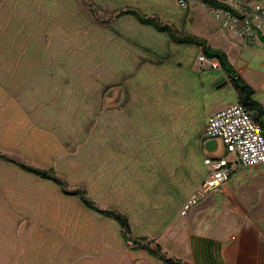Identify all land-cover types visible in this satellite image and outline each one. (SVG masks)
Segmentation results:
<instances>
[{
    "label": "rangeland",
    "instance_id": "obj_1",
    "mask_svg": "<svg viewBox=\"0 0 264 264\" xmlns=\"http://www.w3.org/2000/svg\"><path fill=\"white\" fill-rule=\"evenodd\" d=\"M129 5L156 13L181 33L207 38L232 60L240 53L233 31L198 0H189L188 7L178 0H0V151L54 167L71 185L87 186L102 206L117 203L135 235H155L153 244L161 242L169 255L204 263L195 248L200 235H192L193 255L177 240L189 247L191 233H204L219 238L223 254L246 234L247 211L227 201L211 203L218 194L180 213L207 176L198 141L208 118L235 103L237 91L228 77L220 84L217 61L202 60L198 46L178 44L133 16L116 18L115 10ZM252 48L258 50L252 63L259 66L264 49ZM147 56L164 63L146 62ZM103 142L115 152L130 148L138 155L143 175L154 181L136 180L144 201L111 202L106 187L103 192L96 186L105 170L86 171L83 155L100 152ZM131 169L137 175L138 167ZM110 193L115 197L114 188ZM251 205L256 214L264 211L258 201ZM255 219L257 236H264L259 214ZM102 233L122 239L118 221L0 159L1 256L3 244L14 264H164L126 244L111 255L112 244L100 246ZM259 243L258 264H264V240Z\"/></svg>",
    "mask_w": 264,
    "mask_h": 264
},
{
    "label": "crops",
    "instance_id": "obj_2",
    "mask_svg": "<svg viewBox=\"0 0 264 264\" xmlns=\"http://www.w3.org/2000/svg\"><path fill=\"white\" fill-rule=\"evenodd\" d=\"M260 47H262L260 49H264L263 48L264 46H260ZM254 50L255 49H253L252 47L240 48V53L235 60H232L230 57L229 58L231 62L235 65L237 70L241 73V75L254 87L255 97L264 105V61L259 66H256V64L252 63L251 55L252 53H254ZM255 51H258V50H255ZM144 60L149 63L154 62L155 64L164 63V61H161V59L153 60L149 58L148 56L144 57ZM220 76L222 79L224 75L221 74ZM206 126H207V123H206ZM206 126H205V129H206ZM205 129H204V134L200 137L198 141L199 149L203 153L204 158L205 156L208 155L204 148V143H205L204 139L206 136ZM99 150L100 152H98L96 148L90 151L86 150L85 151L86 154L83 155L84 157L83 160L86 166L85 167L86 171L89 168L94 171L98 169L99 167L104 168L105 170V176L98 179V183L96 184V186L100 188V190H102L103 192H104V186L106 187L109 197L111 198V202L114 201V202L119 203L122 201V202H128V203L129 202L138 203L142 200L144 201L146 199V195L143 194V190L139 186L136 187L135 185L136 180L146 179L147 183H150V182L153 183L154 181L150 177L145 178V176L143 175L144 169L141 167V165L137 163L139 162L138 155L136 153H132L133 150L130 148H129V153H123V152H117V151L115 152L114 149H112L110 146H107L106 143L104 142L101 143ZM193 152L194 150L192 149V154ZM135 166L138 167L136 171L137 175H135L134 171L131 169V167H135ZM206 171H207V168H206ZM92 172L90 173V175H92ZM161 184L164 185V182ZM93 185L95 186V182ZM196 187H194V189ZM113 188L115 190V197H112L110 193L111 189ZM212 194H218L219 198L218 200L211 201V203L221 204L227 201V202L235 204L238 208L242 209V207H244V209L247 211V213L245 212V216L247 219L246 221L247 228H246L245 236H242L238 239L236 238L234 242L232 243V245L228 249L223 251V257H224V260H226V264H258V260L260 258V252H261L259 240L261 239L264 240V236H263V233L262 234L260 233V235L257 236L256 227H255L256 225L255 223L257 221L255 218L259 214V217H260L259 223L264 225V211H260L258 214L254 213L253 208L256 205H251V204L258 201L259 203L262 204L260 207L263 208L264 210V163L245 166V167H239L233 170L230 173L228 182L224 186H222L220 190H216L212 192L211 195ZM211 203L206 202V205L211 204ZM116 204L117 203L112 202L113 206L120 208L119 205H116ZM174 222L176 223L177 221H174ZM166 231H168L167 227L157 236L158 237L160 236V238H163V236L165 235L164 233ZM121 235H122V232H121ZM192 235H200V236L213 238V236H209L204 233L198 234V232L197 233L193 232L190 235L189 247L187 246L186 241H184V243L182 244V241L178 239L177 240L179 241L178 245L179 246L182 245L184 249L187 251V253L192 252V255H193V250L191 249L192 248V239H191ZM101 236L104 237L103 238L104 242L102 241L100 242L101 247H104V246L106 247L107 244H112L114 246V247L107 246V249L112 250L111 255H118V251L122 250L123 244L129 245L125 243L123 236L119 243L117 242L118 240L114 241L113 238L111 239L108 238L110 239V243H107L108 234L106 233H102ZM145 236H148L149 238L155 237V235L151 236L150 234H145ZM169 237L172 241H176L175 235L170 234ZM213 239H217L219 241V238H213ZM160 244L163 245L161 242ZM2 247L5 250H4V253H2V256L0 255V257L3 258V259H0V264H14L13 261L11 260V256H8L6 254L9 250L8 249L6 250L5 245L3 244H2ZM133 249H136V248L133 247ZM20 253L17 255L16 259H19ZM106 254L109 255L108 252ZM172 255L179 256L178 253H175V252L172 253ZM5 257L10 258V261L6 262L4 260ZM187 260L190 262L193 261L190 258H187ZM261 262L264 263V260H261Z\"/></svg>",
    "mask_w": 264,
    "mask_h": 264
},
{
    "label": "built area",
    "instance_id": "obj_3",
    "mask_svg": "<svg viewBox=\"0 0 264 264\" xmlns=\"http://www.w3.org/2000/svg\"><path fill=\"white\" fill-rule=\"evenodd\" d=\"M178 2L184 7L189 6V0ZM203 4L226 30L233 31L241 48L264 46L262 0H210V3ZM201 59L205 57L201 56ZM213 65L217 66V62H213ZM205 135L207 138L221 139L225 152L216 157L205 156L207 176L189 195L181 214H187L209 194L220 190L228 182L233 170L264 163V132L252 112L242 103L236 102L212 113L207 121ZM229 153L233 154L232 159H229Z\"/></svg>",
    "mask_w": 264,
    "mask_h": 264
},
{
    "label": "trees",
    "instance_id": "obj_4",
    "mask_svg": "<svg viewBox=\"0 0 264 264\" xmlns=\"http://www.w3.org/2000/svg\"><path fill=\"white\" fill-rule=\"evenodd\" d=\"M203 3H210V0H200ZM116 18L123 16H133L140 24L150 26L158 32L167 33L170 39L178 44L195 45L201 50L202 56L210 60L217 61L216 68L222 70L223 80L229 78L230 84L237 91V102L244 104L253 114L255 120L264 132V105L255 97L254 87L241 75L235 65L231 62L226 50L213 46L210 41L194 33H181L169 22L161 19L156 14L143 13L140 8L126 6L116 9ZM208 139L205 136L206 140ZM0 159L17 165L23 171L33 174L41 179L50 180L57 184L61 191L68 196H77L81 202L89 209L112 218L121 225L122 236L125 243L132 245L136 249H145L153 256L161 259L164 264H193L181 257L169 255L163 250L159 242L153 244L154 239L145 235H135L129 216L120 208L115 206H102L89 193L87 186L71 185L54 167H43L35 165L13 154L0 151ZM195 248L204 259L201 263L195 259V264H225L222 254L221 243L213 238L199 236L195 238Z\"/></svg>",
    "mask_w": 264,
    "mask_h": 264
},
{
    "label": "water",
    "instance_id": "obj_5",
    "mask_svg": "<svg viewBox=\"0 0 264 264\" xmlns=\"http://www.w3.org/2000/svg\"><path fill=\"white\" fill-rule=\"evenodd\" d=\"M114 89L108 91L106 97L112 95ZM205 151L208 155L213 157L223 155L225 152V145L223 144L222 140L219 138H208L205 140L204 143Z\"/></svg>",
    "mask_w": 264,
    "mask_h": 264
},
{
    "label": "flooded vegetation",
    "instance_id": "obj_6",
    "mask_svg": "<svg viewBox=\"0 0 264 264\" xmlns=\"http://www.w3.org/2000/svg\"><path fill=\"white\" fill-rule=\"evenodd\" d=\"M223 82H225V80L221 79L220 84L223 83Z\"/></svg>",
    "mask_w": 264,
    "mask_h": 264
}]
</instances>
